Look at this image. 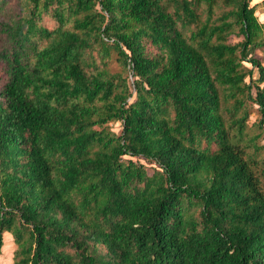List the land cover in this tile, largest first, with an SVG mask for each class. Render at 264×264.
<instances>
[{"label": "trees", "instance_id": "obj_1", "mask_svg": "<svg viewBox=\"0 0 264 264\" xmlns=\"http://www.w3.org/2000/svg\"><path fill=\"white\" fill-rule=\"evenodd\" d=\"M23 5L0 23V253L7 233L12 264H264L257 4Z\"/></svg>", "mask_w": 264, "mask_h": 264}, {"label": "rangeland", "instance_id": "obj_2", "mask_svg": "<svg viewBox=\"0 0 264 264\" xmlns=\"http://www.w3.org/2000/svg\"><path fill=\"white\" fill-rule=\"evenodd\" d=\"M263 0H252V4H257L255 15L257 16L258 20L261 23H264V4L262 3ZM25 0H0V23H15V20H18L20 17H23L24 5L23 3ZM42 24L47 28H52L53 23L48 19H43ZM8 43L7 37L3 34L0 30V50ZM257 55L261 58L264 64V51L258 50L256 51ZM108 68L113 72L120 71L119 64L115 61L114 56L108 62ZM0 78L4 80V74L2 72V67L0 63ZM256 113L253 111L249 117L248 124L251 125L256 119ZM111 128L115 132H119L120 126L118 124L111 125ZM148 171L151 172L152 165L149 163H145L144 165ZM11 239L8 236L4 239V246L2 247V251L0 253V264H12V256L14 245Z\"/></svg>", "mask_w": 264, "mask_h": 264}, {"label": "crops", "instance_id": "obj_3", "mask_svg": "<svg viewBox=\"0 0 264 264\" xmlns=\"http://www.w3.org/2000/svg\"><path fill=\"white\" fill-rule=\"evenodd\" d=\"M6 236H8V238L11 239L10 238V234L5 233L4 236H3V242H4V239H5ZM3 246H4V243H3Z\"/></svg>", "mask_w": 264, "mask_h": 264}]
</instances>
